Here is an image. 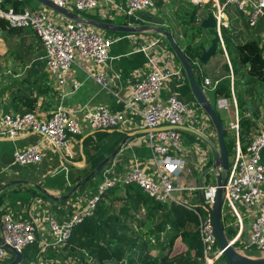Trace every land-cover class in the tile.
<instances>
[{"label":"built area","instance_id":"1","mask_svg":"<svg viewBox=\"0 0 264 264\" xmlns=\"http://www.w3.org/2000/svg\"><path fill=\"white\" fill-rule=\"evenodd\" d=\"M3 1L0 0V19L6 22L7 27H27L34 33L43 49L41 59L44 61L48 76L59 88L68 85L70 92H75L80 86L79 81L67 77L74 54L77 53L86 63L99 67L109 59L110 45L119 39L118 37L107 38L99 30L81 21L66 20L56 23L44 11L23 8L19 12H13L10 8L1 7ZM48 1L59 7L83 12L94 10L97 3L101 2L103 5L101 14L106 17L119 15L134 18L137 13L153 7V0ZM208 1L212 2L211 12L216 21L222 49L220 27L226 26L224 15L229 7L245 12L249 26H255L259 18L264 16V0H190L196 5H203ZM128 36L130 37L131 34ZM133 49L141 52L145 58V72L143 77L131 87L130 102L126 107H130L132 102L142 105L139 113L144 128L148 130L145 135V144L149 148L150 161L155 174L146 173L137 163L132 164L121 175L109 176L112 173L111 167L105 169L95 194L89 197L80 209L72 212L67 220L60 223L51 218L46 219V235L41 237L40 241L38 240L41 250L50 246H63L72 225L80 222L84 217H90L99 194L114 185L122 186L132 183L148 198L160 204L175 202L188 207L190 202L176 200L172 196L175 191L186 192L187 189L201 193L204 202L209 206L214 203L216 184L190 188L177 187L173 182L186 170L185 160L178 154L182 151V139L179 132L163 130L153 133L150 131L162 125L190 126L189 121L186 122L188 110L186 103L179 101L173 94L168 95L164 100L159 96V91L166 81L173 76L180 77L178 69L157 66V59L169 60L172 54H169V51L161 46L160 40L155 38L147 39L144 45ZM91 78L96 85L106 88L107 79L101 70L93 72ZM210 84L209 78L205 77L202 87L208 89ZM230 88L232 92V76H230ZM215 107L218 110H229L233 107L235 112L228 128L234 133L236 149L223 185V203L230 208L242 205L251 211L252 216L246 239L235 235L228 241L232 245L239 242L243 248H255L264 252V124H260L244 151L240 148L238 141L239 114L233 92L229 98H218L215 101ZM78 111L81 112V109ZM76 114V109L65 110L61 104L56 105L46 117L33 112L1 114L0 138L12 139L19 134L35 133L56 151L64 150L68 153L67 136L80 133L81 121L91 132L110 130L123 122L120 112H110L104 106L85 109L81 112L80 118L76 117ZM201 125L210 127L208 116L204 115ZM40 150V144L37 142L22 151H14L11 162L20 166L38 163L41 159ZM61 168L65 170L64 166ZM202 208L206 211V215L197 214V216L203 260L205 264H214L222 253L216 243L208 211L205 207L202 206ZM37 233L32 222L14 219L8 212L2 213L0 215V261L13 258L12 252L5 249L3 245L20 253L24 247L38 239Z\"/></svg>","mask_w":264,"mask_h":264},{"label":"crops","instance_id":"2","mask_svg":"<svg viewBox=\"0 0 264 264\" xmlns=\"http://www.w3.org/2000/svg\"><path fill=\"white\" fill-rule=\"evenodd\" d=\"M18 1L22 4V9L44 11L47 16L56 23L69 20L43 7L35 0ZM164 1L166 5L161 10L153 6L150 9L137 13L134 18H126L113 14L111 17L102 16L103 5L101 2L97 3L94 10L87 11V13L99 17L100 19H108L117 22L123 21L131 26L147 25L166 27L169 29L168 31L175 43L182 45L184 44V40H182L179 29L173 18V11L179 8L181 3L178 0ZM184 1H186L188 5L192 4L190 0ZM70 11L72 10L70 9ZM224 21L227 28H234L238 32L240 43L256 40L264 58V16L259 18L255 26H249L245 12L235 7H229L225 11ZM114 25L117 24L114 23ZM155 34L156 33L152 31L137 32L131 34L130 37L128 36L129 34H127L123 37L125 40H122L124 44L120 43V45L113 46L111 49L109 48V59L99 67L86 63L75 53L73 63L67 72V77L79 81L80 86L75 92H70V87L68 85L59 88L53 79L48 76L44 61L41 59L43 54L42 46L29 28L20 27L16 33H11L7 26L3 30L0 29V115L23 112L25 109H23V105L21 101L18 100V97L32 96L35 94V113L41 117L48 116L58 104H61L65 110L76 109V117L78 118H80L81 112L85 109L104 106L110 112H120L123 118L121 124L110 130L117 129L127 134L135 130L144 129L139 113L142 105L134 102L131 103L130 107H126V105L130 102L131 87L143 77L145 72V64L141 62V52L135 51L133 48L144 45L147 39H160L154 36ZM203 36L204 37L196 42L199 45H209L210 34L204 33ZM120 39L121 38L118 40ZM169 54L171 53L169 52ZM225 62H227L230 68L226 53H224L223 58L222 55L217 52L216 55L211 57L206 63H201V67L198 66L200 73L203 75V79L206 77L210 80L211 84L208 89L205 90L208 99L214 102V104L215 101L220 98L215 97L214 91L222 80L225 78L228 79L230 85V76H232V85H234L235 78L231 71L228 74H225L223 71ZM157 66L178 69L180 76H173L163 84L159 91L160 99L164 100L170 94L175 95L177 99L186 103L188 106L186 122L189 121L190 126L202 132L207 129L208 135L216 139L214 130L210 127L201 125L202 118L206 114L203 110V112L199 111V106H197L198 104L193 95L185 91V78L181 73L180 67L174 61L173 55H171L169 60L161 61L160 58L157 59ZM97 70H101L104 73L107 79L106 88L96 85L91 78L93 72ZM256 107L259 108L260 113L253 135L257 132L260 124H264V102L257 100ZM78 109H81V112L78 111ZM219 112L221 113L220 117L222 124L227 127L234 118L235 112L233 107L229 110H219ZM246 115L249 117L248 111ZM86 127L87 125L81 121L80 133L68 136V153L64 150L60 152L56 151V149L43 141L40 135L35 133L19 134L12 139L0 138V186L16 181L0 191V193H5V196L1 200L0 210L4 209L6 212L11 213L13 216L11 217L14 219L32 222L33 226L37 229L39 241L41 237L46 235V219L51 218L58 223L67 220L71 212H74L85 204L91 191H86L87 189H85L83 192H78L75 200H69V195L66 199L59 201H52L46 197L45 199L50 201L47 202L45 199L42 200L39 197H34L29 200V202L28 200L27 202H23L25 199L22 198H27L29 196L23 189L32 186V184L26 179H21L20 176L23 178V176H25L24 172L28 170L25 168L32 164L22 166L12 164V153L14 151H22L38 142L41 149V159L34 165L39 164L40 167L47 169L46 175H52L54 171H61V167H66L67 165L81 169L85 166L84 156L81 151V141L83 137L92 134ZM146 134H139L127 140L120 147L116 155L110 160L112 167L111 172H113L114 169L118 171L116 175H121L128 170L132 164L137 163L146 173L150 175L155 174L150 161V151L145 144ZM209 152V148L204 146L197 137L191 138L182 136V151H179L178 154L185 160L186 170L174 179L173 182L177 187L185 186L195 188L206 183L209 172L212 171L215 173L213 161L209 166ZM42 189L54 197L66 194H62V191L57 189ZM198 193V191L193 189H187L186 192L175 191L172 196L176 200L198 204ZM60 201L66 202L62 204ZM227 210L229 216L233 217L231 223L236 229L235 235H240L246 239L252 221L251 211L247 210L242 205H237L234 208L227 207ZM52 260V258H47L45 255L43 260L38 258L35 264H44Z\"/></svg>","mask_w":264,"mask_h":264},{"label":"trees","instance_id":"3","mask_svg":"<svg viewBox=\"0 0 264 264\" xmlns=\"http://www.w3.org/2000/svg\"><path fill=\"white\" fill-rule=\"evenodd\" d=\"M178 1L181 3V6L173 11V18L182 40H184V44H176L184 52L188 62L193 63L192 69L195 80L202 87L203 75L200 73L198 66L201 67L203 63L201 64L199 61L201 49L196 41L204 37V33H209L207 29L201 27V22L207 17L208 12L213 10L212 2L208 1L203 5H188L184 0ZM165 5L164 0H153V6L158 10L164 8ZM1 7L5 9L10 8L13 12H19L22 9V4L18 0H4L1 3ZM72 12L84 20L102 21L110 24L116 23L117 25L127 24L123 21L117 22L100 19L85 11L72 10ZM5 28L6 22L0 19V29L3 30ZM7 28L11 33H16L20 29V27ZM161 28L169 30L166 27ZM96 30L102 32L107 38H121L114 41L110 45V49L113 46L120 45V43L124 44L122 40L125 39L123 37L128 34L115 31H102L100 29ZM220 34L223 49L218 44L217 52L223 58L224 53H226L230 68L227 62H225L223 71L225 74L231 71L235 78L232 92L236 99L239 114L238 141L240 148L245 151L256 129V122L260 113L259 108L256 107V101L264 102V58L258 42L253 40L240 43L239 34L234 28H227L225 25H221ZM154 36L160 38L161 46L171 53L166 41L156 34ZM140 57L142 59L141 62L145 63L142 54ZM173 58L180 67L174 55ZM180 70L185 78V91L192 95L185 73L181 67ZM203 90L206 94V90L204 88ZM232 92L229 80L225 78L216 86L214 95L215 97L229 98ZM18 100L21 101L23 109H25L23 112L35 113V94L18 97ZM247 103H251L254 108L256 107L252 117L246 115L248 110L245 105ZM212 106L216 110L214 102H212ZM198 109L202 111L200 107ZM216 113L220 116L217 110ZM210 128L214 130L211 122ZM203 133L210 137L207 129ZM124 135L123 132L113 129L110 131H94L91 135L83 137L81 151L84 156L85 166L81 169L67 165L65 170L61 169V171L52 172V175H46L47 169L40 167L39 164L27 166L25 169L28 170L24 172L25 176L23 178L20 176V178L28 180L32 186L23 189L29 195L27 198H22L25 199L23 202H27V200L29 202V200L36 196L42 200L46 198L38 189L34 188L35 185L41 188L57 189L62 191V194L67 193L75 183L79 182L101 160L114 151ZM179 135L181 139L182 136L195 138L194 135L181 131H179ZM210 138L214 142L216 141V139ZM223 139L230 169L235 155L236 143L234 133L228 126H224ZM202 144L206 146L204 143ZM210 164H212V157L209 152V166ZM110 167L111 163L109 161L77 188L76 192H74L75 194H70L69 200L76 198L78 192H83L85 189H87L86 191H91L89 197L93 196L96 187L103 179V171L110 169ZM117 173L118 171L113 169V172L109 176L116 175ZM215 180L212 183L206 181L205 184L213 185L215 184ZM4 196L5 193L1 192L0 204ZM60 202L63 204L66 201ZM3 210H0L1 214L6 212V210ZM9 214L12 216L11 213ZM197 214L206 215V211L199 204L190 203L188 207L175 202L160 204L148 198L132 183H126L122 186L114 185L99 194V199L90 217H84L80 222L72 225L63 246H50L41 250L36 238L30 245L21 250L18 264H35L38 258L43 260L45 255L47 258H52L53 260L44 264H106L105 261H113L110 264H119L121 261L124 264H205L198 232L199 221ZM222 217L225 235L228 240H231L236 234V229L231 223L233 217L223 212ZM144 226L146 228L142 229ZM160 239H163L165 243L160 242ZM178 245L184 246L185 249L170 254L173 248ZM233 247L241 255L249 258L264 257L263 251L255 248H243L239 242L235 243ZM154 251L157 254H154ZM162 258L164 259L163 261L161 260ZM10 260L3 259L0 261V264L8 263ZM214 264L227 263L224 256L221 255Z\"/></svg>","mask_w":264,"mask_h":264},{"label":"water","instance_id":"4","mask_svg":"<svg viewBox=\"0 0 264 264\" xmlns=\"http://www.w3.org/2000/svg\"><path fill=\"white\" fill-rule=\"evenodd\" d=\"M35 1L40 3L43 7H46L51 11H53L54 13L59 14L69 20L81 21L87 26L100 29L102 31H115V32L128 33V34L130 33L134 34L141 31H152L160 35L166 41L171 53L174 55L180 67L182 68V71H184L185 73V76L188 81V85L190 87V91L196 103L204 111V113L208 116L210 120L216 134V141L214 142L210 137H208L202 131L187 125H162L159 127L152 128L150 131L153 133L163 130L187 132L197 137L202 143H204L209 148L213 161V168L215 169V178H216L215 184L217 186L216 195H215L214 203L211 206H209L204 202L201 193H198V197H199V204L205 207L208 211V215L211 221L216 243L219 249L221 250V253L224 256L227 264H264V257L249 258L244 255H241L239 252H237V250L233 247V245L230 244V242L228 241L225 235L223 228V217H222L223 204H224L223 185L226 182L229 166L227 159V151L223 139L224 125L222 124V120L220 116L216 113V110L213 108L212 102L206 96L203 88L197 84L192 69L193 63L188 62L184 52H182L179 49V47L173 40L170 32L161 27H155V26L114 25L102 21L84 20L81 19L80 16L75 14L74 12L64 7H59L54 3H52L51 1L48 0H35ZM201 27L207 29L211 35V38L209 40V45L207 46H204L203 44L199 45V48L201 49V55L199 57V61L201 63H206L211 57L216 55L218 50V44H220V36L217 30L216 21L211 11L208 12L207 17L202 20ZM245 107L248 110L249 117H252L254 112V107L252 106V104L247 103ZM146 133H148V130L144 128L141 130H135L125 134L124 137L121 139L120 143L114 149V151L109 156L101 160L94 167V169L91 172H89L86 176H84L79 182L75 183L71 187L70 191H68L65 195L54 197L48 194L47 192H45L44 189H42L37 185H35L34 187L52 201L64 200L70 195V193L75 192L76 189L79 188L86 180L92 177L107 162H109L116 155L117 151L127 140L132 139L139 134H146ZM15 182L16 181H12L10 183L1 185L0 191L3 188L10 186V184H13ZM3 247L5 249H8L13 254V258L8 263L5 264H18L20 261V253L16 252L13 249H10L6 245H3ZM161 260L163 261L164 259L162 258ZM105 263L110 264L113 263V261H105ZM119 264H124V263L121 261Z\"/></svg>","mask_w":264,"mask_h":264},{"label":"rangeland","instance_id":"5","mask_svg":"<svg viewBox=\"0 0 264 264\" xmlns=\"http://www.w3.org/2000/svg\"><path fill=\"white\" fill-rule=\"evenodd\" d=\"M210 40V39H209ZM219 56V55H218ZM216 108V107H215ZM216 110L218 111V113L221 115V113L219 112V110L216 108ZM69 135H71V134H68V136ZM68 136H67V139H68ZM36 144V143H35ZM35 164H37V163H35ZM215 173H209V175H208V177H207V182L208 183H212L214 180H215V175H214ZM223 176H224V174H223ZM76 192V191H75ZM75 194V193H74ZM38 196H36L35 198H37ZM76 198H74L73 200H75ZM45 201H49L48 199H45ZM50 202V201H49ZM78 209H80V208H78ZM77 209V210H78ZM76 211V210H75ZM72 213V212H71ZM70 213V214H71ZM223 213H228V210H227V207H226V205L224 204L223 205ZM146 227L144 226L142 229H145ZM160 242H162V243H165V241L163 240V239H160ZM185 249V247L184 246H182V245H178V246H175L174 248H173V250H172V252L170 253V254H173V253H177V252H179V251H181V250H184ZM154 254H157V252H155L154 251Z\"/></svg>","mask_w":264,"mask_h":264}]
</instances>
